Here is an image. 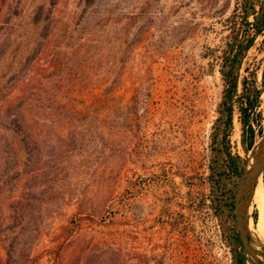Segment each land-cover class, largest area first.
Returning <instances> with one entry per match:
<instances>
[{"label": "rangeland", "instance_id": "obj_1", "mask_svg": "<svg viewBox=\"0 0 264 264\" xmlns=\"http://www.w3.org/2000/svg\"><path fill=\"white\" fill-rule=\"evenodd\" d=\"M235 1L8 0L0 8V22L10 20L0 37L12 41L2 37L1 86L35 67L53 90L43 100L59 103L33 114L32 132L8 119L12 130L0 131L13 156L0 178L8 264H230L207 176L224 20ZM37 5L44 21L33 28L27 16ZM55 23L61 48L67 37L80 48L74 60L61 49L44 71L38 64L51 52L41 55L40 45ZM249 59L259 85L260 40ZM230 145L245 164L236 114Z\"/></svg>", "mask_w": 264, "mask_h": 264}, {"label": "trees", "instance_id": "obj_2", "mask_svg": "<svg viewBox=\"0 0 264 264\" xmlns=\"http://www.w3.org/2000/svg\"><path fill=\"white\" fill-rule=\"evenodd\" d=\"M7 3L8 0H0V8ZM83 3L89 7L93 5L94 0H83ZM44 8L43 5H37L33 8L36 9V13L31 11L27 16V19L31 15V17L34 16L33 19L30 18L31 27H39L44 21L41 18ZM49 8H55V4L49 5ZM1 11L0 17L3 15ZM4 16L9 17L7 13H4ZM52 18L53 16L50 18L53 21ZM8 22L10 23V20ZM8 22H0L1 27ZM224 24L227 35L220 55L218 70L222 91L209 137L207 176L209 195L207 201L218 222L222 240L229 250L230 264H246L233 212L236 181L241 175L244 160L232 153L230 138L235 114L238 116L240 143L245 154L249 153L256 143V136L258 135L259 138L264 133L260 128L259 111L261 104L264 107V67L258 85L257 76L251 69L249 59V53L258 46V40H260V45L264 44V0H236L230 15L224 20ZM57 26L55 23L50 28L43 44L40 45L39 53L41 55L51 52L45 67L43 64H38L44 71L54 63L61 49L70 51L69 55L72 60H74L76 52H79L80 46H75L76 44L68 37L64 39V47L61 48V43H57L59 37L55 34V32L58 33ZM3 36L10 43L12 42L9 35ZM3 36L0 37V58L3 57V54L1 55L3 49L1 46L5 41L4 38L2 39ZM70 63L71 61L67 60L66 65ZM90 63V65H94V62ZM79 64L80 67H90L86 61H81ZM34 71L35 67L33 70L28 68L24 74L13 71L14 74L10 80L12 84L6 86L8 90H5L7 88H3L0 84V131L2 129H4L2 131L12 130L11 126L3 124L7 122L6 119L11 121L15 127L23 128L28 120L35 125L33 121L35 112H51L59 106V103H55L54 99L43 100L47 95H52L53 90L51 87L45 89L42 81L39 80V74ZM37 82L40 83L35 86ZM261 96H263V102ZM30 122L26 126L32 132L34 126ZM2 144L0 139V178L4 177L2 170L7 166L5 160L13 158L9 152H3ZM14 170L20 172L19 169L17 170V166ZM262 183L264 187V174ZM256 219L257 214L254 210L252 221L255 223ZM57 239H59V245L56 253H59L67 239L64 229L61 230ZM0 264H8V262L0 256Z\"/></svg>", "mask_w": 264, "mask_h": 264}, {"label": "water", "instance_id": "obj_3", "mask_svg": "<svg viewBox=\"0 0 264 264\" xmlns=\"http://www.w3.org/2000/svg\"><path fill=\"white\" fill-rule=\"evenodd\" d=\"M264 174V133L254 144L236 181L234 218L246 264H264V244L250 231L254 193Z\"/></svg>", "mask_w": 264, "mask_h": 264}, {"label": "bare ground", "instance_id": "obj_4", "mask_svg": "<svg viewBox=\"0 0 264 264\" xmlns=\"http://www.w3.org/2000/svg\"><path fill=\"white\" fill-rule=\"evenodd\" d=\"M252 205L257 219L255 223L252 220L249 222V228L251 233L264 244V187L261 183L255 190Z\"/></svg>", "mask_w": 264, "mask_h": 264}]
</instances>
